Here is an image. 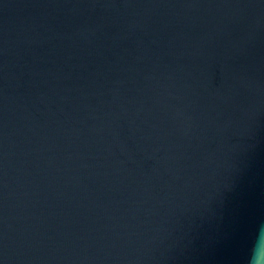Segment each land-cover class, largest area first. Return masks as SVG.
Here are the masks:
<instances>
[{
    "label": "water",
    "instance_id": "95a60500",
    "mask_svg": "<svg viewBox=\"0 0 264 264\" xmlns=\"http://www.w3.org/2000/svg\"><path fill=\"white\" fill-rule=\"evenodd\" d=\"M264 261V0H0V264Z\"/></svg>",
    "mask_w": 264,
    "mask_h": 264
},
{
    "label": "clouds",
    "instance_id": "9594fccd",
    "mask_svg": "<svg viewBox=\"0 0 264 264\" xmlns=\"http://www.w3.org/2000/svg\"><path fill=\"white\" fill-rule=\"evenodd\" d=\"M250 264H264V261L260 259L258 253H254Z\"/></svg>",
    "mask_w": 264,
    "mask_h": 264
}]
</instances>
